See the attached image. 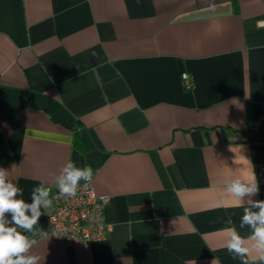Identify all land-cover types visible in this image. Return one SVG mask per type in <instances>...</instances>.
Instances as JSON below:
<instances>
[{
	"label": "crops",
	"instance_id": "crops-1",
	"mask_svg": "<svg viewBox=\"0 0 264 264\" xmlns=\"http://www.w3.org/2000/svg\"><path fill=\"white\" fill-rule=\"evenodd\" d=\"M69 161L110 230L37 237L39 264H241L224 189L253 170L264 200V0H0V167L31 203Z\"/></svg>",
	"mask_w": 264,
	"mask_h": 264
},
{
	"label": "clouds",
	"instance_id": "clouds-1",
	"mask_svg": "<svg viewBox=\"0 0 264 264\" xmlns=\"http://www.w3.org/2000/svg\"><path fill=\"white\" fill-rule=\"evenodd\" d=\"M8 175L9 171L0 167V264H39L40 257L30 253L38 242L37 237L48 238V232L39 229L37 225L44 214L41 209L46 211L52 207L54 198L50 197L49 189L41 183L32 189V202L27 203L23 198H18L23 196V190L9 181ZM92 178L91 167L79 168L69 161L61 169L56 181L58 197L69 199L75 196L82 182L86 188L91 184ZM259 191V183L253 170L250 178L234 179L224 189L225 195L235 198L238 206L243 204L246 197L250 205L243 207L240 227L249 226L251 235L245 239L234 228L230 229V237L225 245L233 259L240 258L241 264H248L245 257L253 252L264 262V200L252 199ZM6 214H10L11 218ZM212 264H219L217 257Z\"/></svg>",
	"mask_w": 264,
	"mask_h": 264
},
{
	"label": "built area",
	"instance_id": "built-area-1",
	"mask_svg": "<svg viewBox=\"0 0 264 264\" xmlns=\"http://www.w3.org/2000/svg\"><path fill=\"white\" fill-rule=\"evenodd\" d=\"M180 76L185 88L193 87V81L186 71L181 72ZM49 191L50 197L54 198L46 220L49 236L57 237L73 247H89L94 241L106 237L110 230L104 215L108 197L97 195L92 182L86 188L82 182L76 195L69 199L58 197L57 185Z\"/></svg>",
	"mask_w": 264,
	"mask_h": 264
}]
</instances>
